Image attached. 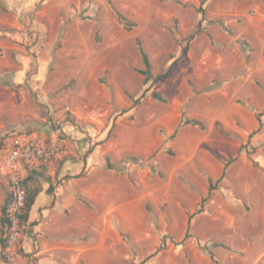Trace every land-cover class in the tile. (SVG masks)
<instances>
[{
    "label": "rangeland",
    "instance_id": "1",
    "mask_svg": "<svg viewBox=\"0 0 264 264\" xmlns=\"http://www.w3.org/2000/svg\"><path fill=\"white\" fill-rule=\"evenodd\" d=\"M0 35V148L63 151L15 264H264V0H0Z\"/></svg>",
    "mask_w": 264,
    "mask_h": 264
},
{
    "label": "built area",
    "instance_id": "2",
    "mask_svg": "<svg viewBox=\"0 0 264 264\" xmlns=\"http://www.w3.org/2000/svg\"><path fill=\"white\" fill-rule=\"evenodd\" d=\"M60 134L61 130L54 127L48 143L32 138L0 148V173L6 181L9 192L5 212L11 224L4 255L11 264H15L17 259V245L21 236L18 214L25 204L26 190L22 184L27 168L40 165L50 168L61 159L63 151Z\"/></svg>",
    "mask_w": 264,
    "mask_h": 264
},
{
    "label": "trees",
    "instance_id": "3",
    "mask_svg": "<svg viewBox=\"0 0 264 264\" xmlns=\"http://www.w3.org/2000/svg\"><path fill=\"white\" fill-rule=\"evenodd\" d=\"M0 39H1V35H0ZM136 46L138 48V51L141 57V62L143 65V70L137 69L136 72L143 75L145 78L151 79L153 83L162 79L166 75V72L163 74H158L152 78V75L150 72L151 66H150L148 56L144 52L141 42L139 40H136ZM135 102H137V100H135ZM190 123L192 125L199 126L201 128L203 127L202 123L197 120H191ZM223 173L224 171L222 172L221 177ZM42 183L47 184V188L45 189V194L47 196L53 197L54 184L52 183L51 177L47 174V167L45 165H40L38 167L32 166V167L27 168V174L22 184L23 188L26 190L25 204H24L22 211L18 214V218H19V224H20L21 229L28 233H31L33 227L36 226L35 222H29V218H30L31 210L36 202L37 197L43 191ZM8 200H9V192H8V197L6 199V204ZM0 227H1L0 250L3 251V254L1 256L3 260H6V257L4 255V248L7 243L8 233H9L11 224L5 212V208L0 216Z\"/></svg>",
    "mask_w": 264,
    "mask_h": 264
},
{
    "label": "crops",
    "instance_id": "4",
    "mask_svg": "<svg viewBox=\"0 0 264 264\" xmlns=\"http://www.w3.org/2000/svg\"><path fill=\"white\" fill-rule=\"evenodd\" d=\"M70 168H71V167H70ZM70 168H69V166L66 165V163L62 165V170L70 169ZM66 172H67V170H66L64 173H66ZM43 192H45V188H44ZM43 192H41V193H43ZM39 195H41V194H39ZM38 197H39V196H38ZM37 199H38V198H37ZM37 199H36V201H37ZM43 202H44V201H43ZM36 203H37V202H35V204H34L32 210L35 208ZM32 210H31V213H32ZM43 212H44V211H43Z\"/></svg>",
    "mask_w": 264,
    "mask_h": 264
}]
</instances>
